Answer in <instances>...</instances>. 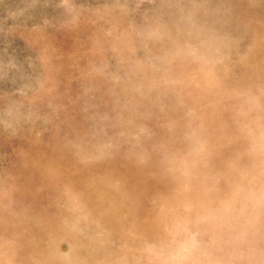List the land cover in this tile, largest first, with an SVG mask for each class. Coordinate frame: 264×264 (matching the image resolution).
<instances>
[{
	"label": "rangeland",
	"instance_id": "rangeland-1",
	"mask_svg": "<svg viewBox=\"0 0 264 264\" xmlns=\"http://www.w3.org/2000/svg\"><path fill=\"white\" fill-rule=\"evenodd\" d=\"M0 264H264V0H0Z\"/></svg>",
	"mask_w": 264,
	"mask_h": 264
}]
</instances>
